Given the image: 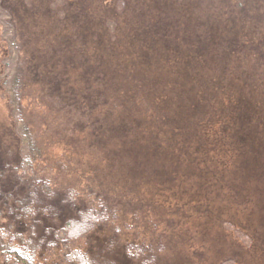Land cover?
I'll return each instance as SVG.
<instances>
[{
    "label": "trees",
    "instance_id": "1",
    "mask_svg": "<svg viewBox=\"0 0 264 264\" xmlns=\"http://www.w3.org/2000/svg\"><path fill=\"white\" fill-rule=\"evenodd\" d=\"M0 8V264H214L193 243L228 235L262 260L264 0Z\"/></svg>",
    "mask_w": 264,
    "mask_h": 264
},
{
    "label": "rangeland",
    "instance_id": "2",
    "mask_svg": "<svg viewBox=\"0 0 264 264\" xmlns=\"http://www.w3.org/2000/svg\"><path fill=\"white\" fill-rule=\"evenodd\" d=\"M8 14L0 8V22H2V26L0 30L2 31L6 41L10 43L11 46V56L8 59L6 70L10 74V76L15 72L16 67V59H17V50L15 46V42L13 40V28L8 23ZM1 104V103H0ZM3 110L0 106V113ZM229 218L228 215H226ZM262 222L264 220V211L261 214ZM204 225V224H203ZM191 227V225H190ZM192 227L195 230H200L203 226L198 225L197 222L192 224ZM212 234V232H210ZM229 234V233H228ZM227 234V235H228ZM186 237V234H185ZM188 239H190L191 243L194 242L195 235L193 231L187 233ZM206 243V244H205ZM205 243H200V245H195V249L199 253L204 254L207 257V260L214 262V264H223L226 261L227 264H264V256H261L262 260L257 259V257L252 256L250 251L237 242L232 236L228 235L227 237H219L218 239H214L212 237H207ZM205 244L206 248H202L201 245ZM256 248V246H255ZM209 258V259H208ZM234 261V262H233Z\"/></svg>",
    "mask_w": 264,
    "mask_h": 264
},
{
    "label": "clouds",
    "instance_id": "3",
    "mask_svg": "<svg viewBox=\"0 0 264 264\" xmlns=\"http://www.w3.org/2000/svg\"><path fill=\"white\" fill-rule=\"evenodd\" d=\"M0 237L6 238V233L4 232L3 229H0ZM161 251H163V248H161ZM22 258L26 261V264H37L36 256L29 254L27 251L25 252Z\"/></svg>",
    "mask_w": 264,
    "mask_h": 264
}]
</instances>
